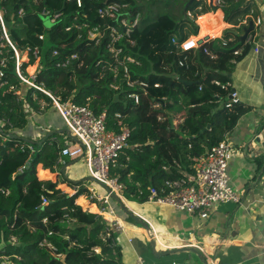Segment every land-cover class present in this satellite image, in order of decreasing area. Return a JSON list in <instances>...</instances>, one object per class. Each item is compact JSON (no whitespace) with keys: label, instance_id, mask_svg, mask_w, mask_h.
<instances>
[{"label":"trees","instance_id":"trees-1","mask_svg":"<svg viewBox=\"0 0 264 264\" xmlns=\"http://www.w3.org/2000/svg\"><path fill=\"white\" fill-rule=\"evenodd\" d=\"M157 1L162 0H82L81 5L76 0H0L5 24L4 29L0 20V261L9 256L16 264H122L115 228L93 213L98 212L95 204L47 169L55 172L61 163L64 145L54 140L56 135L42 145L9 137L27 126L31 114L54 106L44 90L98 115L106 110L108 129H131L110 175L123 184L122 195L137 202L148 200L151 187L164 195L171 191L168 181L195 173L196 158L225 140L247 112L221 86L248 50L246 45L243 54L235 53L247 38L235 37L227 46L216 38L221 44L216 50L209 43L184 51L182 42L199 32L198 17L219 6L195 0L185 9L189 0H177L179 6L155 13ZM222 1L231 29L242 32L253 22L250 12L257 15L251 1ZM114 2L125 3L122 11L132 17L130 24L140 15L130 35L114 43L121 48L120 63L110 51V25L117 22L99 13ZM45 18L52 20L50 27ZM91 32L100 35L93 38ZM224 35L234 34L226 30ZM35 64L32 76L28 70ZM17 65L33 84L20 77ZM28 155L31 163L24 165Z\"/></svg>","mask_w":264,"mask_h":264},{"label":"crops","instance_id":"crops-1","mask_svg":"<svg viewBox=\"0 0 264 264\" xmlns=\"http://www.w3.org/2000/svg\"><path fill=\"white\" fill-rule=\"evenodd\" d=\"M248 1L255 4L257 15L251 11L247 17L252 18L253 23L260 17L261 24H254L255 28L245 38V45L238 51L243 54L246 45L249 48L235 61L233 71L229 73L230 81L225 83L228 84L229 98L248 108L225 136V140L233 146V156L228 164L231 184L242 197L241 202L217 204L203 218L199 212L187 213L169 205L149 200L137 202L122 196L131 212L142 219L146 218L143 219L145 224H142L113 199L106 205L108 211L103 210L99 201L90 200L94 194L106 195L108 192L94 181L87 180L91 174L85 158L75 162L76 158L61 155V163L55 172L47 168L50 173H56L66 186L83 194L85 201L95 204L98 212L93 213L106 211L116 216L113 222L124 227L123 231L115 229L122 249V264H136L138 256H142L148 264H264V0ZM218 9L221 11L218 18H210L206 23L210 31L204 32L202 29L206 24L201 27L199 18L205 15L213 17ZM218 9L197 19L199 32L196 36L199 40L209 36L201 45L210 43L213 50L221 45L216 38L227 46L249 27L242 32L231 29L234 25L225 21L223 7ZM247 17L240 21L241 24H246ZM226 30L234 35L225 38ZM232 92H237V95L233 97ZM43 110L31 114L29 123L18 135L38 142L50 131L67 129L54 106ZM55 135L54 140L61 145L76 143L67 133L58 132ZM35 150L32 148V151ZM26 157L24 165L30 164V156ZM151 238L155 241V249L150 245ZM169 250L170 253H162ZM154 251L159 255H155Z\"/></svg>","mask_w":264,"mask_h":264},{"label":"built area","instance_id":"built-area-1","mask_svg":"<svg viewBox=\"0 0 264 264\" xmlns=\"http://www.w3.org/2000/svg\"><path fill=\"white\" fill-rule=\"evenodd\" d=\"M76 1L78 5H81L82 0ZM214 2L219 7H223L222 0H215ZM124 7L125 3L114 2L99 9V13L102 16L115 18L117 22L116 24L110 25L113 38V43L110 45V51L119 63L121 62L119 61L121 48H117L114 43L123 38L124 35L129 36L132 28L138 23L140 17L138 13L130 24L128 18L124 15V11H122ZM22 12L23 10L20 11V13ZM56 17H58V14L55 18ZM0 20L5 29L1 10ZM254 24H261V18L258 17ZM91 34L95 35L93 38L100 35V33L96 35V32H91L90 35ZM5 36L9 40L7 33H5ZM9 42L16 50L13 43L10 40ZM224 44L226 45L227 42L224 41ZM181 47L184 51L198 48L199 38L196 35H191L182 42ZM16 53L18 54L17 50ZM34 53L37 56L38 49H36ZM235 53L237 54L239 51H236ZM73 57H76V55H73ZM127 60L135 61V59L131 57H127ZM185 62L186 57L180 60L181 65L185 64ZM17 71L24 81L33 84L31 81L21 76L18 65ZM125 74L126 76L128 75L127 67L125 68ZM2 75L3 73L0 72V77ZM31 75L33 76L34 74ZM216 83L221 84L219 81ZM129 85H133V83L129 82ZM221 86L227 88L228 84H221ZM44 91L53 99L54 107L61 114L67 129H69L72 135L76 136L78 139V142L64 146L61 150V155H66L71 158H85L90 174L97 180L107 184L112 192H115L122 197L124 186L118 181V178L110 175V168L120 156L121 151L128 146L131 129L129 127H124L119 132L113 129H108L106 125V110L98 115L87 105L77 104L72 101H62L50 91ZM236 95L237 92H232L233 97ZM135 97L136 101H138V96ZM232 156V144L227 140L220 141L213 145L205 154L196 158L195 173L187 174L185 177L177 180L168 181L167 184L171 188V191L164 195H159L157 189L151 187L148 200L159 204L169 205L177 210L187 213L199 212L200 216L203 218H206L211 210H213L219 203L241 202L242 197L231 184L228 171V164ZM23 169L24 167L19 170L23 171ZM91 198H95L99 201L103 210H106V205H108L112 199L111 193L109 192L106 195L94 194V197ZM46 202L47 198L43 200V203ZM143 219L146 220V218ZM108 221L111 223V227L120 231L124 230L122 224H117L111 220ZM13 239L16 240L15 238ZM129 240L132 241L131 239ZM0 264H16V262L9 256H2ZM136 264L148 263L145 262L142 256H138Z\"/></svg>","mask_w":264,"mask_h":264},{"label":"water","instance_id":"water-1","mask_svg":"<svg viewBox=\"0 0 264 264\" xmlns=\"http://www.w3.org/2000/svg\"><path fill=\"white\" fill-rule=\"evenodd\" d=\"M194 1H195V0H189V1L186 3V5H185V9H187L188 6H189L191 3H193ZM214 1H215V0H209V3H210L211 6L214 5ZM254 28H255V25H254L253 22H251L250 25H249V27L245 30V33H244L243 35H240L241 39H242V40L245 39V38L248 36L250 30H251V29H254ZM209 38H210L209 36H206L205 38L200 39V40H199V45H201L202 43H204V41H207ZM207 127H210V125H208ZM0 129H1V128H0ZM58 132H61V133H67V135H69V136H70L75 142H78L77 137L74 136V135H72V133L70 132L69 129H60V130H53V131H50V132H48V133L43 137V139H42L41 141H38V142H37V141H34V140H32V139H30V138H28V137H21L20 135H18V134H14V133L9 134V137H10V138H20V137H21L24 141H26V142H28V143H30V144H32V145H34V144L42 145L47 139H49L51 136L55 135V134L58 133ZM259 138H260V137H259ZM263 143H264V141H263ZM81 159H82V157H78V158H76L75 162H78V161H80ZM63 171H64V169H62V172H63ZM87 180L94 181V182L97 183L98 185H100V186H102L103 188H105L107 192L111 193V197H112L115 201H117V202L121 205V207H122L127 213H129V214L132 216V218H133L135 221H137V222H139V223H142V224H143V223L145 224L144 220H143L141 217H139L138 215H136L135 213L131 212V211L128 209V207L126 206V204H125V202L123 201V199H122L117 193L112 192V191H111V188H110L107 184H105V183H103V182L97 180V179L94 178L92 175H90L89 177H87ZM150 245L152 246L153 249H155V241H154L152 238H151ZM162 253H164V254L170 253V250H169V251L162 252ZM154 254H155V255H159V253H158V252H155V251H154Z\"/></svg>","mask_w":264,"mask_h":264},{"label":"rangeland","instance_id":"rangeland-1","mask_svg":"<svg viewBox=\"0 0 264 264\" xmlns=\"http://www.w3.org/2000/svg\"><path fill=\"white\" fill-rule=\"evenodd\" d=\"M260 2H262V1H260ZM147 3V2H146ZM156 3V2H155ZM261 4H263V3H261ZM259 5V4H258ZM174 6H179V2L177 3V0H162V1H157V3L155 4V9H154V11H155V13H156V11L158 12V11H162V12H166V11H170L171 10V7H174ZM221 8V7H220ZM219 11V10H218ZM217 11V12H218ZM215 17V16H214ZM131 20H132V17H130V18H128V21H129V23L131 22ZM45 22H46V24H47V27H50L51 25H52V20H50V19H48V18H45ZM199 22H200V24H201V27L203 26V25H205L206 23H208V22H206L205 24L202 22V21H200V18H199ZM203 23V24H202ZM220 23V22H219ZM207 26H208V24H206L204 27H203V31L204 32H209L210 31V28H207ZM202 30H201V34H203L202 33ZM96 35H98V33L96 34ZM91 36L93 37V36H95V35H93V34H91ZM24 60H28V57L27 56H25L24 57ZM31 67H33L34 68V70H33V68L30 70V71H32V72H30L28 69V72L30 73V74H34V72L36 71V69H37V64H35V65H30ZM29 66V67H30ZM114 88H117V86H115V85H112ZM5 140H7V138L5 139ZM6 144H4V146H5ZM10 157H12L13 158V156L11 155ZM26 160H24V162H25ZM29 162L31 163V159L29 160ZM56 186V185H55ZM58 188V187H57ZM91 198V197H90ZM223 203H225V202H223ZM220 204V203H219ZM107 210L106 211H108V208H106ZM84 210V209H83ZM85 211V210H84ZM98 214V213H97ZM102 217H104L105 218V216H103L102 214H100ZM106 219V218H105ZM118 238H119V235H118V232L116 233V239H117V242H118ZM119 243V242H118ZM119 246H120V243H119ZM146 259H147V257H146Z\"/></svg>","mask_w":264,"mask_h":264},{"label":"bare ground","instance_id":"bare-ground-1","mask_svg":"<svg viewBox=\"0 0 264 264\" xmlns=\"http://www.w3.org/2000/svg\"><path fill=\"white\" fill-rule=\"evenodd\" d=\"M103 216H105V218L109 219V220H116V216L112 213V212H106V211H102Z\"/></svg>","mask_w":264,"mask_h":264},{"label":"clouds","instance_id":"clouds-1","mask_svg":"<svg viewBox=\"0 0 264 264\" xmlns=\"http://www.w3.org/2000/svg\"><path fill=\"white\" fill-rule=\"evenodd\" d=\"M220 8V7H219Z\"/></svg>","mask_w":264,"mask_h":264}]
</instances>
